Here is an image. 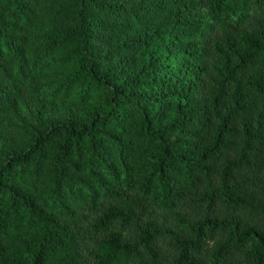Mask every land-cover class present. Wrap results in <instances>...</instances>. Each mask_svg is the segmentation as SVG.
<instances>
[{
  "label": "trees",
  "instance_id": "1",
  "mask_svg": "<svg viewBox=\"0 0 264 264\" xmlns=\"http://www.w3.org/2000/svg\"><path fill=\"white\" fill-rule=\"evenodd\" d=\"M0 264H264V0H0Z\"/></svg>",
  "mask_w": 264,
  "mask_h": 264
}]
</instances>
